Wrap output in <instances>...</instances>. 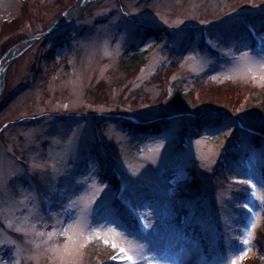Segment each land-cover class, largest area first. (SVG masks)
Masks as SVG:
<instances>
[{
	"label": "rangeland",
	"instance_id": "obj_1",
	"mask_svg": "<svg viewBox=\"0 0 264 264\" xmlns=\"http://www.w3.org/2000/svg\"><path fill=\"white\" fill-rule=\"evenodd\" d=\"M76 1L0 0V64L13 46L58 22ZM64 20L20 45L5 67L0 262L90 264L88 255L92 252L99 262L106 248L114 251L107 264H129L119 251L123 247L140 264H148L143 257L152 254L151 246L138 235L140 216L151 217L153 228L147 232L158 229L154 235L164 253L156 256L159 264H248L256 258V231L264 218V119L241 109L264 94V0H90ZM139 24L160 29V38L135 37ZM134 45L144 55L129 74L120 59ZM202 75L206 87L198 88L193 81ZM167 80L195 88L197 102H220L224 107L216 117L228 113L227 119L198 129L182 122L190 120L187 115L170 111L169 123L156 132L138 133L111 120L155 119L157 99L171 92ZM235 129L248 133H240L247 148L237 161L245 158L256 195L246 202L252 209H246V226L234 237L225 232L224 251H218L213 249L215 223L227 221V191L207 193L212 198L195 193L189 167L212 166L216 158L223 163V150L232 149L231 134L239 135ZM218 133L222 136L216 140ZM251 137L260 144L248 143ZM101 166L109 168L116 188ZM142 203L154 204L159 219ZM99 205L100 216L116 223L100 220L94 233L88 227L89 212ZM179 210H187L186 223L208 238L204 248L174 231ZM177 254L179 259H172Z\"/></svg>",
	"mask_w": 264,
	"mask_h": 264
},
{
	"label": "trees",
	"instance_id": "obj_2",
	"mask_svg": "<svg viewBox=\"0 0 264 264\" xmlns=\"http://www.w3.org/2000/svg\"><path fill=\"white\" fill-rule=\"evenodd\" d=\"M240 25L242 28L241 31L245 32L243 25L242 24ZM260 27H263V25H260ZM135 30H136L135 37L143 39V40L146 38L158 39L160 38L162 34L160 29H148L146 27H141V26H137ZM248 39L250 42L252 41L251 38L248 37ZM199 41H201V39ZM201 42H199V45L203 47V43ZM137 45L136 46L134 45V48L132 47L130 52L125 51V55L123 54V57L120 59L121 60L120 63H122L124 69L129 74L135 71L138 63H140L144 55V52L142 50L141 51L138 50ZM177 81L179 80L177 79ZM180 81H181L180 84L184 82L183 80H180ZM167 82L169 85V82L172 84V82L174 81L167 80ZM193 82L198 86V88L199 86L206 87L205 86L206 80H205L204 75L199 77L197 80H194ZM193 90L195 91V88L184 89L181 85L177 87L175 84H172L170 94L168 93L166 94V92H164L157 99V103L159 105V107L157 108L158 113L154 117L155 119H152V121H148V123L145 120L128 121V120L116 119L115 116H113L111 120L118 121L119 125L125 128L133 129L134 131H137L138 133V132H156L159 129V127H161L162 124L169 123L167 119L168 116H166V114H168L170 111L172 112L176 111L179 113L181 112L182 114L187 115L190 118V120L189 119L187 121L183 120L182 122L188 125H191V128L195 127L198 129H201V127L208 129L211 123L220 122L222 117L227 119L225 115H227L228 113H226L224 116L219 115L216 117V115L218 114L217 109L221 110L224 107L220 104V102L214 101V100L208 101V102H200V101L197 102L196 99L193 98ZM199 98H200L199 100H201V97ZM161 101H164V102L161 103ZM166 101L167 103H165ZM162 105L164 106L162 107ZM224 109L227 110L226 108ZM241 110L245 111L246 113L245 115L251 118H257V119L263 118L264 119V94L261 98H258L257 96L256 98L252 97L249 100V102ZM214 115L215 117L210 118V116H214ZM156 118L160 119V121L157 122L158 119ZM235 130L238 131L237 133L239 135L237 136L235 133L231 134L232 143L230 145L232 146V149H230L228 152H225V150H223V159H222L223 163L221 161H218L216 158L212 166L202 165L201 167L202 169L199 168L198 165L189 167V172H190V184L189 185L192 191L195 190V193H202L212 198V196H210L207 193L214 195V193H216L218 190L221 192L227 191L228 197L226 199V202L223 203L224 204L223 208H225L224 215L227 216V221L223 223H219V222L215 223L217 235L215 237V247H213V249L214 250L216 249L218 251L219 249L223 250L222 245H223L224 233L229 232L228 235H230V237L236 236L238 232L241 231L246 226L247 221L249 219V214L247 213L246 209L242 207H238V205H241L247 202L251 195V191L249 190V187L246 184L241 183V181H245L248 178V174H247L248 168L246 167L247 165H245V162H246L244 161L245 158L241 157V159L237 161V156H239V152H241L240 150H242V148L243 149L247 148L246 146L243 145L241 141V139L244 138L242 137V135H247L248 133L240 129H235ZM240 133L242 135H240ZM220 136H222V133L216 134L214 138L218 140ZM216 140L214 141L216 142ZM205 142L209 146L213 145L212 141L209 139H207ZM251 142L254 145L260 144L257 137H254V138L251 137L248 143H251ZM260 153L264 157V146H263V150H261ZM226 154H227V157H226ZM225 157L228 158L227 159L228 163L225 162L226 161ZM99 168L105 171L107 181L110 183L112 187L116 188L115 179L113 178L112 173L109 170V168H106L103 166ZM201 170H202L203 175L201 174ZM262 171L264 174V169ZM201 176H204V178L201 179ZM263 180H264V175H263ZM213 202L214 200L212 199V202L210 204L212 205V207H213ZM114 205L118 208L117 206L118 203L116 201H114ZM118 211L120 213L119 215L122 216L121 214L122 211L120 208H118ZM174 217L175 218H174L173 229L176 233L183 232L185 237H189L193 239L195 242L199 243L202 246V248H204L205 245H208V238L205 236V234L201 232V230H199L196 226L194 225L190 226L186 223L187 210H184V211L179 210L177 215ZM260 223L261 224L257 228L256 238H255L256 243L259 248L258 249L259 255L256 258H251L247 260L248 264H264V260H263L264 258V218L261 219ZM128 224L130 225L129 222ZM213 249L211 251H213ZM117 250L115 251V253L117 252ZM109 251L110 250H107L106 248L102 250L101 260H99V262H96L91 252V255L90 254L88 255V263L107 264L108 262H110V257L114 253V251H112L111 253Z\"/></svg>",
	"mask_w": 264,
	"mask_h": 264
},
{
	"label": "snow or ice",
	"instance_id": "obj_3",
	"mask_svg": "<svg viewBox=\"0 0 264 264\" xmlns=\"http://www.w3.org/2000/svg\"><path fill=\"white\" fill-rule=\"evenodd\" d=\"M241 183L243 184H246L248 185L250 188L253 189L252 191V196H255L256 195V192H255V185L252 183L251 180H245V181H241ZM103 205H99L97 209H92L90 210L89 212V217H90V224L88 225L89 227V231L91 232H98V227H96V225L99 224L100 220H103L105 222H110V223H116V221L114 219H110L109 217H104V216H100L99 214V211L98 209L99 208H102ZM140 207L141 208H146V209H150L153 211V213L156 215L157 219H159V209L156 208V206L154 204H151V203H142L140 204ZM238 207H242L244 209H247L249 212L252 211V209L249 207L248 203H243L241 205H238ZM132 213L133 215H135V212H136V209L135 208H132ZM93 216H96L98 217V219L96 220H92L91 218ZM147 221V222H145ZM139 222H140V229H139V232H138V235L143 238L148 245H150V249L149 251L152 253L151 255H145L143 257L144 260H146L148 262V264H153V262L155 261V264H159V261L156 260V256L158 254L160 255H163L164 253L162 252L160 246H159V239L157 238V235H154V232H156L158 234V229H154L153 232H147V230L149 228H153V224H152V220H151V217L149 216H140L139 217ZM69 228L72 227L71 224L68 225ZM123 231L125 233H127V228H123ZM146 233V234H145ZM64 235H67V232L65 231L64 233H62ZM83 235V233H81ZM49 236H51V233H49ZM89 240L91 239V237H87ZM99 238V237H98ZM67 239L68 240H72V237L71 236H67ZM105 243H107V241H105ZM243 243L247 244L248 243V240L245 239L243 241ZM116 245L113 244V247H115ZM119 251L121 253L124 254V257L126 258V260L129 262V264H140V260L135 258L133 255H130L129 252L131 250H126L125 248L121 247L119 249ZM167 258V257H166ZM243 258V255L240 256V259ZM115 259V257H114ZM172 259L174 260H178L179 259V254H177V256L175 257H172ZM0 264H2V262H0ZM16 264H19V261L17 260L16 261ZM233 264H235V262H233Z\"/></svg>",
	"mask_w": 264,
	"mask_h": 264
},
{
	"label": "water",
	"instance_id": "obj_4",
	"mask_svg": "<svg viewBox=\"0 0 264 264\" xmlns=\"http://www.w3.org/2000/svg\"><path fill=\"white\" fill-rule=\"evenodd\" d=\"M87 3L86 0H82V2L80 3V6L79 7H82L84 6L85 4ZM71 18V17H70ZM61 20H59V22H56L50 29H47V30H44L38 34H34V36L24 40L23 42L13 46L9 52L7 53L4 61L0 64V94L2 92V89L3 88V79H4V74H5V67H7V64L9 63V61L13 58V56H15V51L20 47V45H24L26 44V42H32L34 40H36L37 38L39 37H42L43 35H45L46 33H49L50 30L52 29H56L58 27H60L61 25H63L64 23L60 22Z\"/></svg>",
	"mask_w": 264,
	"mask_h": 264
},
{
	"label": "bare ground",
	"instance_id": "obj_5",
	"mask_svg": "<svg viewBox=\"0 0 264 264\" xmlns=\"http://www.w3.org/2000/svg\"><path fill=\"white\" fill-rule=\"evenodd\" d=\"M78 5H79V1H77L75 3V5H73L69 11H67L64 15V19L68 18L69 16L73 15L74 13H76V11H78ZM3 82H4V79H3ZM186 264H190V262L186 263Z\"/></svg>",
	"mask_w": 264,
	"mask_h": 264
}]
</instances>
